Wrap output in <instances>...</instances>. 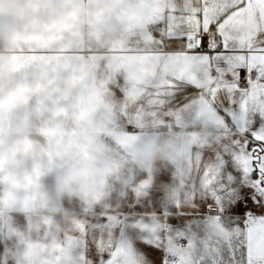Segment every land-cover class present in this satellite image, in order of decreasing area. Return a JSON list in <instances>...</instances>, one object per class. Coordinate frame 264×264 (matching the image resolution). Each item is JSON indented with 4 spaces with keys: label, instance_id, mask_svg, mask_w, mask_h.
<instances>
[{
    "label": "rangeland",
    "instance_id": "obj_1",
    "mask_svg": "<svg viewBox=\"0 0 264 264\" xmlns=\"http://www.w3.org/2000/svg\"><path fill=\"white\" fill-rule=\"evenodd\" d=\"M186 7L188 0H0V264H36L38 242L48 259L59 242L65 264H101L103 256L153 264L147 249L160 237L147 222L180 224L175 213L196 211L205 198V175L225 179L226 147L216 152L219 169L200 165V187L178 186L197 175L194 164L184 171L180 163L187 151L195 156L198 123L219 130L222 142L232 138L203 102L206 75L179 60L184 46L169 38L177 31L170 18L187 16ZM190 77L201 87L177 88ZM69 170L83 179L58 191ZM132 175L154 177L142 189L172 179L171 200L147 206L167 216L138 215L135 204L129 211V199L144 192L137 186L119 197ZM55 210L67 224L37 236L34 223L54 222ZM99 214L102 222L88 227ZM243 259L241 247L237 264Z\"/></svg>",
    "mask_w": 264,
    "mask_h": 264
},
{
    "label": "snow or ice",
    "instance_id": "obj_2",
    "mask_svg": "<svg viewBox=\"0 0 264 264\" xmlns=\"http://www.w3.org/2000/svg\"><path fill=\"white\" fill-rule=\"evenodd\" d=\"M185 11L170 18L177 31L169 38L184 46L177 58L206 75L203 102L242 136L222 155L225 179L205 175L197 212L177 211L178 225L147 222L160 237L147 251L153 264H237L242 247L243 264H264V227H255L264 216L247 215L264 213V0H188ZM189 79L177 88L201 87Z\"/></svg>",
    "mask_w": 264,
    "mask_h": 264
},
{
    "label": "crops",
    "instance_id": "obj_3",
    "mask_svg": "<svg viewBox=\"0 0 264 264\" xmlns=\"http://www.w3.org/2000/svg\"><path fill=\"white\" fill-rule=\"evenodd\" d=\"M207 125H209V124H207ZM228 126H230L228 128V129H230V131H228V132L231 133L232 137H241L242 136V133L239 132V129L235 128L231 124H228ZM194 130L196 132L201 133L203 138L202 139H198V135H195L193 137L194 139L192 141H194V142L190 143V145H192L193 149H195L194 150L195 151V156L193 154L191 156H189L188 155V151L185 152L184 153V158H181L182 160H181V163H180V165H181L180 166V170L184 169V171H186L187 168H188V165L192 166V164H194L193 165L194 166V171L197 172V175H196V177H194V176L192 177V175H191L189 181L187 180V182H185V183L183 181V178L181 177L182 175H180L179 177H181V178L177 179L179 187L185 186V184L188 185V182H190V185L193 188L194 187H198V186L200 187L201 186V181H200V178H198L199 171H201V168H199L200 165H204L210 160V163L213 166V168H214V166H216L214 168V170L215 169L216 170L219 169L218 163L216 162L218 160V156H217L216 152H217L218 149H222V148H225V147L228 146L229 140L225 141V142H222L221 139L219 138V136H220L219 130L208 129V127L207 126L205 127L203 125V123H201L200 125L198 123V127H196ZM205 132H208L209 134H206ZM157 139H158L157 142H159L161 144L162 143L161 142L162 139L161 138H157ZM186 141H187L186 139L180 140V143L181 142H186ZM206 141H208L209 144L208 143L204 144V142H206ZM154 142L155 141H152V144H151L152 146L155 144ZM186 150H188V148ZM202 150H204V151H202ZM137 168H138V165H137ZM145 171H147V170H143L141 172V175ZM135 173L136 172H134V175H135ZM137 173H136V175H140V173H138V174ZM134 175H132L131 180H130V178L128 179V177L125 176V178H124L125 184L122 186L123 193H121L119 195V197H131L132 193H134L133 190L137 186H139L140 189H142V185L144 184L143 183L144 181L146 183L149 182V181L152 183V181H154V177L151 178L150 175H144L143 179H141L140 177H137V176L134 177ZM157 176L159 177L160 175H156V177ZM162 176L164 177L165 175H162ZM197 179L199 181V185H196V183H194V181L197 180ZM171 180H168L167 178H165V180H161V183L158 185L160 187L158 189L155 188V190L157 192L154 190L153 186L150 187V186H146L145 185L146 188L142 189V190H144V192H142V190H140L142 192L141 194H145L147 196L151 195L153 197H155V194H157V193L159 194V196H163V197L164 196H170L169 189L172 188V186L175 185V184L174 185L172 184L173 182L172 183L170 182ZM154 186H155V182H154ZM124 190H128V192L125 193ZM151 202H153V201H151ZM128 205L131 206V209L129 211L134 212V200H130L129 199V204ZM148 210L154 211L155 209L148 208ZM87 211L90 213L89 210H87ZM191 211H195V210L191 209ZM196 211H198V210H196ZM55 215H57V219L54 222L48 223V222H45L43 220H39V221H36V223H34L35 224V229L34 230H35L37 236L40 235V237L42 236L43 238H45V236H43V235H44V233L45 234L47 233L46 232L47 229H52V227L59 229L60 227H64L67 224L65 219H64V216L60 215V213H58L57 210H55ZM247 215L248 216H252V215L264 216V213L258 212V213L254 214V213H252L249 210ZM101 216H103V214L102 215L99 214V215H96L95 217H91L90 218L91 221H88V223H87L88 227L92 228V227H94L95 224L101 223L102 222L100 220ZM133 227H134V224H132L130 229H132ZM255 227L257 228V227H264V226H262L261 224H259V222H257ZM133 233H134L133 231H130V234H133ZM57 243H58V246H57L56 249L58 251L56 253H51L50 259H48L47 256H44L45 253H44V249H43V247L41 245V242L36 243V248H35L36 252L34 254V259H35L36 264H65V263H67V261H69V259L67 258V256L64 253L59 254L62 251L60 249L59 242H57ZM30 259L32 260L33 258L30 257ZM102 259H105L106 262H108V259L105 256H103ZM98 261H102V260H100V258L99 259L96 258V261L93 262V264H97ZM70 263L73 264V259L70 260Z\"/></svg>",
    "mask_w": 264,
    "mask_h": 264
},
{
    "label": "trees",
    "instance_id": "obj_4",
    "mask_svg": "<svg viewBox=\"0 0 264 264\" xmlns=\"http://www.w3.org/2000/svg\"><path fill=\"white\" fill-rule=\"evenodd\" d=\"M169 199L171 200L170 196H147L145 194H140L138 199L136 200V203H134L135 205H138V209H137V214L138 215H157L159 213H161L162 211H160V209H155L154 211H151V210H148L147 206H148V202H151V201H158V207L161 205H164L165 203L169 202ZM172 210V209H171ZM197 211H185L184 214H188V215H191L193 213H195ZM167 214H169L167 212ZM172 215V213H170Z\"/></svg>",
    "mask_w": 264,
    "mask_h": 264
},
{
    "label": "clouds",
    "instance_id": "obj_5",
    "mask_svg": "<svg viewBox=\"0 0 264 264\" xmlns=\"http://www.w3.org/2000/svg\"><path fill=\"white\" fill-rule=\"evenodd\" d=\"M145 154H150L152 152V146H147L144 149ZM107 168V165L104 164L101 166V174H103V171ZM83 178L78 176L75 172L69 170L66 172L65 175H63L59 180V190L61 189H68L73 187L74 185L81 182Z\"/></svg>",
    "mask_w": 264,
    "mask_h": 264
},
{
    "label": "built area",
    "instance_id": "obj_6",
    "mask_svg": "<svg viewBox=\"0 0 264 264\" xmlns=\"http://www.w3.org/2000/svg\"><path fill=\"white\" fill-rule=\"evenodd\" d=\"M213 211H215V209H213ZM101 264H108L106 261L102 262Z\"/></svg>",
    "mask_w": 264,
    "mask_h": 264
}]
</instances>
